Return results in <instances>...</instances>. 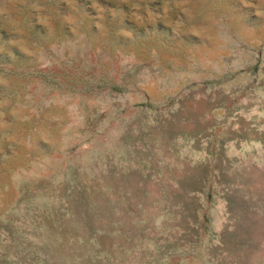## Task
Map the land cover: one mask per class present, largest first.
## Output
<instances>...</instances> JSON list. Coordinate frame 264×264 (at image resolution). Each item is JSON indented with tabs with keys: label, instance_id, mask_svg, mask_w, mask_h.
Masks as SVG:
<instances>
[{
	"label": "rangeland",
	"instance_id": "374dc122",
	"mask_svg": "<svg viewBox=\"0 0 264 264\" xmlns=\"http://www.w3.org/2000/svg\"><path fill=\"white\" fill-rule=\"evenodd\" d=\"M0 264H264V0H0Z\"/></svg>",
	"mask_w": 264,
	"mask_h": 264
}]
</instances>
